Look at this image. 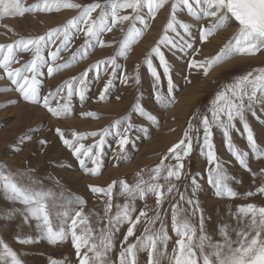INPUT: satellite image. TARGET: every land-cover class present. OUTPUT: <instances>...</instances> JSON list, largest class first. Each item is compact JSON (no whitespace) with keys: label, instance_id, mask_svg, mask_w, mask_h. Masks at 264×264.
I'll use <instances>...</instances> for the list:
<instances>
[{"label":"snow or ice","instance_id":"snow-or-ice-1","mask_svg":"<svg viewBox=\"0 0 264 264\" xmlns=\"http://www.w3.org/2000/svg\"><path fill=\"white\" fill-rule=\"evenodd\" d=\"M168 4L169 0H105L103 4L96 0L87 5L76 3L75 0H40L39 3L28 7L22 0H0V19L7 16L23 17L29 12L79 10L77 16L43 35L20 37L11 43L0 44V69L14 86L4 88L2 91L18 92L24 101L42 105L56 118L70 116L73 95L78 94L81 102L86 99L88 71L99 70L103 65L105 74H108V69L111 68L112 75H115L117 68L123 69V66L117 63V56L127 58L133 45L150 27L148 20H154L160 10ZM98 9L99 13L94 17L93 13H96ZM182 10H186L198 22V36L201 44L209 42V38L220 30L233 24L237 25L233 37L215 55L202 60L192 56L188 62L189 71L202 69L206 77L214 67L236 56L254 57L264 53V0H172L170 17L163 29V35L150 49L144 60L155 81L154 100L163 107L170 106L174 102V97H166L159 90L161 72L153 63V58H158L159 67L162 68L163 75L167 77L169 91H171L172 65L167 60L162 46L169 50L191 49L197 55L200 51L195 48L194 42L183 41L181 30L190 35L193 24L178 19L177 13ZM124 12L128 14H122ZM204 21L207 23H201ZM125 22L131 23L124 39L120 41L116 56L90 65L89 69L78 77H71L55 91L41 95V81L38 77L43 75L44 67H47V73L51 76L87 59L90 51L97 46L111 47L112 43H106L103 39L104 34L112 32L118 25L123 31L122 26ZM138 23L143 27H137ZM169 33H173L174 36ZM81 34L84 37L83 43L73 51L74 39ZM25 52L31 54V59L20 67H13L20 64V54ZM63 53H70V55L63 63H58L64 59ZM136 68L132 77H129L125 70L123 83L127 84L131 79L134 84L139 85V65ZM111 84L110 78L99 92L98 101L103 102L107 99L106 94ZM53 100L56 101L55 107L52 106ZM9 103H16V101L12 100ZM257 103L264 106V67L255 68L224 85L212 99L207 110L208 114L200 116V124L203 128L202 151L209 165L207 183L214 189V194L218 198L235 199L239 193L229 186L230 177L215 151L212 139L214 127L223 131L225 146L235 160L252 174L254 180L257 176L260 177V184L255 191H249L245 195L247 197L257 194L264 196V169H261L259 173L253 172L246 159L248 152L235 145L230 134L235 128V122L241 121L248 147L257 159L264 158V149L257 144L253 129L246 119V113L252 112L255 115L253 109ZM131 111L152 123H157V118L144 108L139 97ZM82 115L99 118L95 112H85ZM196 118L197 115H193L192 119ZM135 127L131 115H127L98 132L73 131L71 135L74 139L66 138L65 132L60 128H56L55 132L63 145L70 149L79 161L81 169L86 174L98 175L103 164L101 157L106 143L105 137L113 134V128L116 129L114 135L117 138V156L115 159L127 160L129 158L125 147L129 144V133ZM39 130V128L34 129L36 132ZM192 130L193 125L190 121L183 138L169 148L168 154L150 170L148 180L137 173L140 178L134 184H129L125 180L119 182L114 180L107 187L89 185L93 194H102L108 198L103 208V216L99 213H85L83 206L87 204V201L83 197L68 194L63 189L58 193L52 189H45L40 186L39 180L27 173H6L7 165L0 164V190L3 191L7 200L19 202L24 206L22 210L7 212L4 218L11 219L16 212H19L24 222L33 220L36 222L38 234L35 237H17V242L33 244L46 240L49 244L56 245L65 242L70 236L78 264H115L110 259V253L114 249V234L119 230L120 225L127 224L126 233L120 244L118 264H138V256L141 253L146 254V264H264V206L247 203L237 206L234 212L229 208V215L235 220V226L222 222L219 227V235L222 239L214 241L206 232L204 210L200 206L199 199L196 198L201 188L196 178L193 177L191 180V196L186 194L187 189L185 192H180L176 182L185 175L184 160L192 152V136L190 135ZM89 136L99 137V139L94 144L85 146L81 141ZM24 139L31 141L33 137L26 135L21 143ZM197 140L199 141V137ZM39 143L41 146H46L48 141L41 139ZM15 151L18 152L21 149L17 147ZM170 157L175 160L174 164L165 163ZM89 164L92 167H89ZM60 166L70 167V165ZM16 177H26L28 183H21ZM161 180L164 182L161 183ZM56 183L59 184V181ZM117 183H119L117 194L126 199L123 204L115 205L116 211L113 214V189ZM149 193L155 197L154 215L149 217L146 209L140 210L137 215L135 201L145 199ZM176 196L179 197L178 200ZM166 200H175L174 203L169 204L171 229L177 237L171 251L168 247L172 239L166 222L168 214L161 211ZM72 205L78 207L73 208ZM91 215L97 217L95 225L90 218ZM54 217L61 218L63 222L54 227ZM192 217H198L196 224L192 222ZM105 218L106 223H104ZM158 221L160 223L157 228ZM142 222L143 233L136 236L137 225ZM132 237L135 239L129 242V238ZM0 264H23L17 252L2 238H0ZM51 264H65V261L51 260Z\"/></svg>","mask_w":264,"mask_h":264},{"label":"rangeland","instance_id":"rangeland-1","mask_svg":"<svg viewBox=\"0 0 264 264\" xmlns=\"http://www.w3.org/2000/svg\"><path fill=\"white\" fill-rule=\"evenodd\" d=\"M22 2L25 6L30 7L39 3L40 0H22ZM75 2L87 5L96 2V0H75ZM99 2L103 4L105 0H99ZM171 2L172 0H169V4L160 10L154 20H148L150 27L144 31L143 37L133 45L127 58L117 56V63L122 65L123 69L117 68L115 75H112L111 68L108 69V74H105L103 65L99 70L90 69L88 71L86 77V99L81 102L78 94L73 95L71 98L72 114L70 116L56 118L47 109L43 108L42 105H34L24 101L18 92L2 91L4 88H13L14 86L4 75L3 70L0 69V77H2L0 78V164L7 165L5 169L6 173H27L39 180L40 186L45 189H52L57 193L63 189L68 194L83 197L87 201V204L83 206L85 213H99L100 216H103V208L108 198L102 196V194H93L88 186L107 187L114 180L117 182L125 180L129 184H134L140 178L137 176V173H140L145 180H148L150 170L157 166L164 156L168 154L169 148L183 138L184 132L188 129L189 122L191 121L193 125V130L190 133L192 136V152L184 160L185 175L176 183L180 192H185L187 189L186 194L191 196V180L193 177L196 178L201 185L196 198L199 199L200 206L204 210L206 232L212 236L214 241H218L222 239L219 235V227L222 222L235 226V220L229 215V208L234 212L236 207L242 204L255 203L264 206V196L257 194L247 197L245 195L249 191H255L260 184V177L257 176L254 180L252 174L235 160L225 146L223 131L214 127L212 139L215 151L230 177L228 181L229 186L239 193V196L235 199H221L215 196L214 189L207 183L209 165L202 151L203 128L200 124V116L208 114L207 110L212 99L224 85L231 83L237 77L255 68L264 67V53L254 57L236 56L234 58L242 60L220 69L216 66L206 77L203 75L202 69H192L189 71L188 62L192 56H195L197 60H202L205 57L215 55L233 37L237 25L233 24L226 29L220 30L213 37L209 38V42L201 44L198 36V22L186 10L178 11V19L193 24L190 35L183 33L181 30L183 41L194 42L195 48L200 51L199 55H197L191 49L184 51H181L179 48L169 50L167 47L162 46L167 60L172 65L173 87L171 91H169L167 77L163 75L162 68L159 67L158 58H153V63L157 66L158 71L161 72L159 90L166 97H174V102L170 106H161L154 100V93L156 91L155 81L144 60L150 49L155 46L163 35V29L170 17ZM98 13L99 9L96 13H93V16L95 17ZM78 14V9H64L60 12H29L25 13L23 17H4L0 19V44L11 43L20 37L27 38L43 35L50 29L62 26ZM122 14L126 15L128 12ZM161 16L162 18H160ZM145 18L147 19V16ZM130 23H124L122 26L123 31L120 30L121 26L118 25L112 32L104 34L103 39L106 43H112L111 47H95L90 51L87 59L80 61L73 67L59 73H54L51 76L47 73V67H44L42 69L43 75L38 77L41 81V95H47L50 91H55L65 80L71 77H78L86 69H89L90 65L105 60L108 57L116 56L120 47V41L124 39ZM137 27H143V25L138 23ZM152 30L156 31L154 40H152L150 45L145 44L143 49L138 52L139 44L148 38ZM169 35L174 36L173 33H169ZM83 40L82 34L75 38L72 50L74 51L79 47L83 43ZM177 41L180 43L179 38H177ZM140 53L141 55H139ZM62 55L64 59L58 61V63H63L67 60L70 53H63ZM29 59H31L30 53H21L20 64L13 65V67H20ZM137 65H139V85L134 84L131 79L127 84L123 83L125 70L129 77H132L137 70ZM215 68L217 70L213 72ZM110 78L112 84L106 94L107 99L100 102L98 101L99 92ZM190 94H195V96L188 102V107L187 105L185 108L178 107L181 100ZM138 97L144 108L157 118V123H152L138 113L131 111ZM12 100H15L16 103H9ZM52 106H56L55 100L52 101ZM253 111L255 115L252 112L246 113V119L253 129L257 144L261 149H264V106L257 103ZM85 112H95L99 118L83 116L82 113ZM127 115H131L132 123L136 125L130 131L129 144L125 147V152L129 159H115L117 156V138L114 135L116 129L113 128V134L105 137L106 143L101 157L103 164L98 175L86 174L81 169L79 161L72 154L71 150L63 145V142L55 132L56 128H60L65 132L66 138L74 139L71 135L73 131L77 133L98 132L101 129L109 127L115 120ZM193 115H197L195 120L192 119ZM37 128L40 130L38 132L34 131ZM230 134L234 144L248 152L246 159L248 166L253 172L259 173L261 169H264V158L257 159L256 155L247 145L246 133L241 121L237 120L235 122V128L231 130ZM26 135H31L33 139L31 141L24 139L21 143L22 138ZM172 135H177L174 143L171 145L161 143L166 136ZM197 137H199V141ZM41 139L48 141L46 146L40 145L39 141ZM98 139L99 137L89 136L87 139L81 141V143L85 146H90ZM17 147L21 151H15ZM120 155L122 156L123 154L121 153ZM139 160H142L144 163L136 169L131 171L122 170L123 167L125 169ZM165 163L174 164L175 160L170 157ZM60 165H70V167H61ZM89 167H92V165L89 164ZM16 178L21 183H28L26 177ZM57 181H59V184L56 183ZM163 182L161 180V183ZM118 191L119 183L113 189V214L116 211L115 205L123 204L126 199L118 195ZM173 195L175 196V193ZM176 199L178 200L179 197L176 196ZM174 202L175 200H166L161 209L162 212L168 214L166 222L168 224L169 235L172 238L168 245L169 251H171L177 238L171 229L170 222L169 204ZM23 207L19 202L7 200L3 195V191L0 190V238L17 252L23 264H51V260H63L65 264H78L75 248L70 236L65 242L56 245L49 244L46 240L33 244H21L17 242V237H35L38 234L35 227L36 222L34 220L24 222L23 216L19 212H16L11 219L4 218L7 212L17 209L22 210ZM72 207L76 208L78 206L72 205ZM135 207L137 215L140 210L146 209L149 217H151L154 215L156 208L155 197L149 193L145 199H137ZM185 207L187 206L185 205ZM90 218L95 225L97 217L91 215ZM62 222L61 218H53L54 227ZM106 222L105 218L104 223ZM192 222L196 224L198 217H192ZM159 223L158 221L156 224L157 228L159 227ZM143 228V222L137 225L136 236H140L143 233ZM126 230L127 224H122L114 234V249L110 253V259L115 264H118L120 244ZM134 239L135 237L129 238V242H132ZM138 264H146L145 253L139 254Z\"/></svg>","mask_w":264,"mask_h":264},{"label":"bare ground","instance_id":"bare-ground-1","mask_svg":"<svg viewBox=\"0 0 264 264\" xmlns=\"http://www.w3.org/2000/svg\"><path fill=\"white\" fill-rule=\"evenodd\" d=\"M160 18H162V16L160 17ZM162 20V19H161ZM161 20H160V23H161ZM155 25V24H154ZM155 27V26H154ZM155 30V29H154ZM154 30H152L150 33H149V36H148V38H146L145 40H143L142 41V43L141 44H139V46H138V52H140L142 49H143V47L145 46V44H147V45H150L151 43H152V40H154L153 38H154V35L156 34L155 32H154ZM145 49V48H144ZM136 52V51H135ZM142 53V52H141ZM141 53L139 54V55H141ZM135 55H138V54H135ZM242 59H239V58H233V59H231V60H228V61H226L225 63H223V64H221V65H219L218 66V69H220V68H222V67H226L227 65H230V64H233V63H236V62H239V61H241ZM257 60V59H256ZM217 70V68H215L214 70H213V72L214 71H216ZM198 92V91H197ZM195 96V94H190L189 96H186L184 99H182L181 100V102L178 104V107H183V108H185L186 107V105H187V107H188V102H190L191 100H192V98ZM192 103V102H191ZM177 105V104H176ZM187 109V108H186ZM181 110H182V108H181ZM171 111V110H170ZM181 113V112H180ZM186 114V113H185ZM183 117H184V115H183ZM73 121V120H72ZM74 122V121H73ZM70 124H71V121H70ZM176 136L177 135H172V136H166L163 140H162V144H167V145H171L172 143H174L175 142V140L177 139L176 138ZM137 159V158H136ZM144 162L142 161V160H139V161H136L135 163H133L132 165H130V166H128L127 168H125L124 169V167H123V169L122 168H120V169H122V170H125V171H131V170H133V169H136L139 165H141V164H143ZM121 171V170H120ZM124 171V172H125ZM121 172H123V171H121Z\"/></svg>","mask_w":264,"mask_h":264}]
</instances>
